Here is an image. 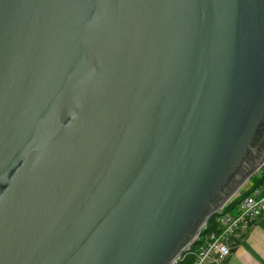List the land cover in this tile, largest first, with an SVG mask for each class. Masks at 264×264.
<instances>
[{
    "label": "water",
    "instance_id": "water-1",
    "mask_svg": "<svg viewBox=\"0 0 264 264\" xmlns=\"http://www.w3.org/2000/svg\"><path fill=\"white\" fill-rule=\"evenodd\" d=\"M264 165V0H0V264H171Z\"/></svg>",
    "mask_w": 264,
    "mask_h": 264
},
{
    "label": "built area",
    "instance_id": "built-area-1",
    "mask_svg": "<svg viewBox=\"0 0 264 264\" xmlns=\"http://www.w3.org/2000/svg\"><path fill=\"white\" fill-rule=\"evenodd\" d=\"M240 193V190L237 191L212 214L219 224L218 231H213L204 237L202 232L207 220L197 237L171 264H181L189 255L193 257L191 264H223L225 262L237 244L239 235L264 216V188L245 196L233 211L226 212L227 206L232 204ZM196 241H200L201 244L197 250H193L192 246Z\"/></svg>",
    "mask_w": 264,
    "mask_h": 264
},
{
    "label": "crops",
    "instance_id": "crops-1",
    "mask_svg": "<svg viewBox=\"0 0 264 264\" xmlns=\"http://www.w3.org/2000/svg\"><path fill=\"white\" fill-rule=\"evenodd\" d=\"M263 188L264 185L257 190ZM223 264H264V216L239 235L237 244Z\"/></svg>",
    "mask_w": 264,
    "mask_h": 264
},
{
    "label": "trees",
    "instance_id": "trees-1",
    "mask_svg": "<svg viewBox=\"0 0 264 264\" xmlns=\"http://www.w3.org/2000/svg\"><path fill=\"white\" fill-rule=\"evenodd\" d=\"M250 180L253 181V185L252 187H250L249 190H247L246 192H241L240 195L232 202V204H230L229 206H227L226 208V212H231L234 210V208H236L238 206V204L241 202V200L251 194L254 193L255 190H257V188H260L262 185H264V165L255 173L253 174V176H251ZM219 229V224L216 221V218L214 215H212L207 223H206V227L203 229L202 235H204V237L206 235H208L209 233L213 232V231H218ZM201 242L200 241H196L193 244V250H197L200 246ZM192 259L193 257L191 255L187 256L185 258V260H183L181 262V264H191L192 263Z\"/></svg>",
    "mask_w": 264,
    "mask_h": 264
},
{
    "label": "rangeland",
    "instance_id": "rangeland-1",
    "mask_svg": "<svg viewBox=\"0 0 264 264\" xmlns=\"http://www.w3.org/2000/svg\"><path fill=\"white\" fill-rule=\"evenodd\" d=\"M252 185H253V181L252 180H248L247 182H245V184L244 185H242L241 186V188H240V191L242 192H246L247 190H249L250 189V187H252ZM258 189V188H257ZM256 191V190H255Z\"/></svg>",
    "mask_w": 264,
    "mask_h": 264
}]
</instances>
